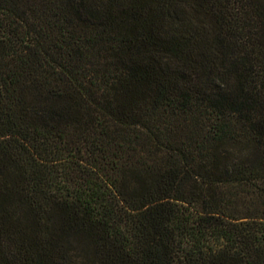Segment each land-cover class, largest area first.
<instances>
[{"label": "trees", "instance_id": "obj_1", "mask_svg": "<svg viewBox=\"0 0 264 264\" xmlns=\"http://www.w3.org/2000/svg\"><path fill=\"white\" fill-rule=\"evenodd\" d=\"M0 264H264V0H0Z\"/></svg>", "mask_w": 264, "mask_h": 264}]
</instances>
